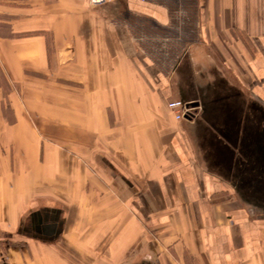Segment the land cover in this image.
<instances>
[{
    "label": "crops",
    "instance_id": "crops-1",
    "mask_svg": "<svg viewBox=\"0 0 264 264\" xmlns=\"http://www.w3.org/2000/svg\"><path fill=\"white\" fill-rule=\"evenodd\" d=\"M262 100L264 0H0V236L22 264H264Z\"/></svg>",
    "mask_w": 264,
    "mask_h": 264
},
{
    "label": "flooded vegetation",
    "instance_id": "flooded-vegetation-1",
    "mask_svg": "<svg viewBox=\"0 0 264 264\" xmlns=\"http://www.w3.org/2000/svg\"><path fill=\"white\" fill-rule=\"evenodd\" d=\"M254 109L258 111V130L254 138H247L241 148L243 149L241 150L242 157L247 158L252 155L253 160L251 158L246 161L245 170L247 177L241 184H245L246 188L252 190L251 193L246 191V194L252 197L251 202L255 206V213L264 218V100L261 101L259 106H255ZM251 170H255L258 173L260 177L258 181H251V176H249ZM43 220L39 217L37 219L35 215L32 216L31 221H33V224L31 228L37 232H42Z\"/></svg>",
    "mask_w": 264,
    "mask_h": 264
},
{
    "label": "rangeland",
    "instance_id": "rangeland-1",
    "mask_svg": "<svg viewBox=\"0 0 264 264\" xmlns=\"http://www.w3.org/2000/svg\"><path fill=\"white\" fill-rule=\"evenodd\" d=\"M91 8L95 9L97 7H91ZM247 39L248 38L246 36L244 39L242 38L246 48H248L247 45L249 44ZM169 102H171V101H169ZM16 237L17 236H0V264H22L20 257L18 256L17 252H18V250L21 251V248L25 247V245L23 243H15V242H19L18 241L19 238H16ZM73 257L76 258L75 255H73ZM73 257L71 256L70 258L73 259ZM12 258L14 261H12ZM25 259L27 261V258H25ZM35 261H36V264H38V261L44 262V263L45 262H50V263L53 262V263L59 264L60 263V257L59 256L54 257L53 251L52 250L50 251L48 249V250L42 251L40 258H38L37 260L33 259L32 264H35ZM24 264H29V263L24 262Z\"/></svg>",
    "mask_w": 264,
    "mask_h": 264
},
{
    "label": "built area",
    "instance_id": "built-area-1",
    "mask_svg": "<svg viewBox=\"0 0 264 264\" xmlns=\"http://www.w3.org/2000/svg\"><path fill=\"white\" fill-rule=\"evenodd\" d=\"M108 0H88V5L90 7H100L105 5ZM168 109L174 114L176 120H181L185 115H190L191 109L186 107L180 100H174L167 104Z\"/></svg>",
    "mask_w": 264,
    "mask_h": 264
},
{
    "label": "water",
    "instance_id": "water-1",
    "mask_svg": "<svg viewBox=\"0 0 264 264\" xmlns=\"http://www.w3.org/2000/svg\"><path fill=\"white\" fill-rule=\"evenodd\" d=\"M196 106H197V104H186V107H196ZM184 118L189 119L190 115H185ZM44 228L45 227H43V230H44ZM55 228H56L55 224L48 225V226H46V229H48V230L45 229L44 233H48L49 235H52L55 232Z\"/></svg>",
    "mask_w": 264,
    "mask_h": 264
}]
</instances>
